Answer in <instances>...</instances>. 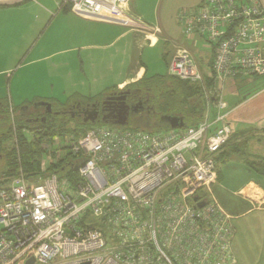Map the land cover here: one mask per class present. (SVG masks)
<instances>
[{
  "label": "built area",
  "instance_id": "obj_1",
  "mask_svg": "<svg viewBox=\"0 0 264 264\" xmlns=\"http://www.w3.org/2000/svg\"><path fill=\"white\" fill-rule=\"evenodd\" d=\"M127 2L60 0L78 16L147 29ZM176 17L185 36L212 49L215 79L264 75L261 0H202ZM167 73L204 84L183 46ZM207 112L180 129L92 125L80 137L54 136L37 175L19 171L0 187V264H235L231 216L212 190L231 128Z\"/></svg>",
  "mask_w": 264,
  "mask_h": 264
},
{
  "label": "crops",
  "instance_id": "obj_2",
  "mask_svg": "<svg viewBox=\"0 0 264 264\" xmlns=\"http://www.w3.org/2000/svg\"><path fill=\"white\" fill-rule=\"evenodd\" d=\"M201 1L128 0V13L142 20L148 31L78 16L60 0H0V100L12 108L32 105L43 112V106L33 104L49 102L52 110L89 104L108 90L168 74L167 63L179 46L186 47L201 71L211 75L212 49L199 34L185 36L176 17ZM261 3L264 7V0ZM261 47L264 54V42ZM156 48L161 65L151 61ZM212 86L213 97L204 102L203 118L207 110L210 120L226 114L232 135L223 150L229 158L216 163L212 190L231 216L235 264H260V260L263 264L264 75L215 79ZM218 100L224 104L221 109ZM163 126L170 128L167 121ZM250 218L261 224H251Z\"/></svg>",
  "mask_w": 264,
  "mask_h": 264
},
{
  "label": "trees",
  "instance_id": "obj_3",
  "mask_svg": "<svg viewBox=\"0 0 264 264\" xmlns=\"http://www.w3.org/2000/svg\"><path fill=\"white\" fill-rule=\"evenodd\" d=\"M164 58L167 59V56L165 55ZM202 73L204 77L203 85L181 80L168 74H156L143 77L134 84L128 85V87L136 86L147 90L151 96V103L154 104V109L159 114L181 116L185 122V127L195 126L203 118L204 108L199 105V97L204 96L203 103L213 97L206 94L213 87L214 74ZM114 90L116 89L108 91ZM108 91L101 97L107 94ZM53 107V110L57 108V106ZM43 116H45V122L41 121ZM33 118H39V120L28 122ZM146 122L142 125L135 122L134 125L130 127H127L129 126L127 125L126 128L153 131V129H161L165 123L160 118L152 119V117L147 118ZM91 126V123H83L81 120L73 121L67 115H57L53 112L45 115L43 109H35L32 105L27 106L26 109L21 107L12 108L6 101L0 100V183L7 181L9 178L12 179L19 174V171L25 177L37 175L40 171L39 159L47 152L45 145L50 144L54 136L68 133L80 137ZM231 138L232 135L217 153V164L229 158L227 151L223 150L228 147ZM9 140L10 142L7 143ZM63 166L64 164H61L57 169L60 172L67 171V168ZM68 175L71 179H74L76 174L73 169H70Z\"/></svg>",
  "mask_w": 264,
  "mask_h": 264
},
{
  "label": "flooded vegetation",
  "instance_id": "obj_4",
  "mask_svg": "<svg viewBox=\"0 0 264 264\" xmlns=\"http://www.w3.org/2000/svg\"><path fill=\"white\" fill-rule=\"evenodd\" d=\"M150 97L148 91L143 88L126 86L121 90L108 92L89 104L73 103L66 107H57L52 112L87 124L102 122L116 125L117 120L123 119L127 126L140 120L147 123L146 119L150 117L163 120L166 114L156 112ZM91 117L94 119L91 120Z\"/></svg>",
  "mask_w": 264,
  "mask_h": 264
},
{
  "label": "water",
  "instance_id": "obj_5",
  "mask_svg": "<svg viewBox=\"0 0 264 264\" xmlns=\"http://www.w3.org/2000/svg\"><path fill=\"white\" fill-rule=\"evenodd\" d=\"M33 106L34 107L43 106L45 108L44 110L45 115L50 114L53 111L52 105L49 102L39 101V102L34 103ZM90 119L93 120L94 118L91 117ZM163 119L168 122L171 129L183 128L185 125L183 118L180 116L166 114L163 116ZM38 120L39 118H33V119L28 120V122H36ZM41 121L45 122V116L41 118ZM115 124L118 126H125V121L123 119L117 120ZM194 199H196V197H194ZM202 205L203 203H200L198 206L201 207ZM32 263H33V258H29L25 264H32Z\"/></svg>",
  "mask_w": 264,
  "mask_h": 264
},
{
  "label": "rangeland",
  "instance_id": "obj_6",
  "mask_svg": "<svg viewBox=\"0 0 264 264\" xmlns=\"http://www.w3.org/2000/svg\"><path fill=\"white\" fill-rule=\"evenodd\" d=\"M180 9H182V8H180ZM179 9V10H180ZM178 10V11H179ZM177 11V12H178ZM176 12V13H177ZM135 30H139V28H135ZM146 30H148V29H146ZM149 31V30H148ZM148 31H146V32H148ZM153 32V31H152ZM173 36L174 37H179V34H178V32H173ZM188 38V37H187ZM162 44H164L163 42H162ZM158 50V48H156L155 50H154V53H152V58H151V61H155L157 64H159V65H161V63H162V61L161 60H159V59H157L158 58V54H159V51H157ZM200 56H202V54H199ZM196 57H198V54L196 55ZM198 59V61H199V57L197 58ZM225 79H227V78H225ZM203 101H204V96H201V97H199V99H198V102H199V105H200V107L201 108H203L204 107V103H203ZM222 114H224V113H222ZM224 117L226 118V114H224ZM140 121H142V120H140ZM140 121H136V122H138V124H140V125H142V124H145L143 121L142 122H140ZM226 123H228L227 121H225ZM154 123V122H153ZM91 125H106V126H114V125H112V124H106V123H92ZM132 125H134V123L133 124H130L129 126H127V127H130V126H132ZM70 127H72V126H70ZM168 128L169 127H164V126H162V128L161 129H153V131H158V130H164V131H166V130H168ZM10 142V140L7 142V143H9ZM45 157V155L43 154L41 157H40V159L39 160H42L43 158ZM9 180V181H8ZM7 181H3V182H1L0 183V186H2V185H4V186H8L10 183H11V181H12V179H8ZM8 182V183H7ZM6 183V184H5ZM3 186V187H4ZM214 191H215V189H214ZM215 194L217 195V192H215ZM249 217H254V214H252V215H250V216H248V218ZM243 219V217L241 218V219H238L239 221H241ZM245 220V219H244ZM246 220H248V219H246ZM243 221V220H242ZM249 222H251V224H261L260 222H257V219L256 218H250L249 219ZM260 264H262V260H260ZM264 264V263H263Z\"/></svg>",
  "mask_w": 264,
  "mask_h": 264
}]
</instances>
